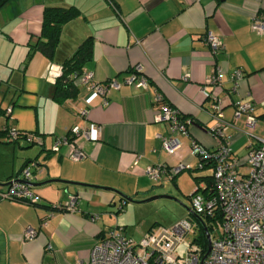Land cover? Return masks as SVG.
Segmentation results:
<instances>
[{
  "label": "crops",
  "instance_id": "obj_1",
  "mask_svg": "<svg viewBox=\"0 0 264 264\" xmlns=\"http://www.w3.org/2000/svg\"><path fill=\"white\" fill-rule=\"evenodd\" d=\"M47 5H75L80 13L62 25L53 58L40 50L29 56ZM259 11L264 12V0L8 1L0 8V82L7 83L10 97L8 105H0L11 109L8 115L0 113L5 116L0 126L36 132L43 143L31 146L24 137L9 140L0 135V144L10 152V160L0 153V180L16 178L28 164L33 181L60 177L111 186L131 196L143 194L157 184L146 174L149 164L184 161L192 169L198 162L190 152L192 139L217 148V138L207 129L216 121L211 109L216 99L222 102L224 118L233 122L227 130L232 152L245 156L264 138V32L251 28L252 15ZM208 31L224 41L214 56L205 39ZM87 37L92 54L84 68L97 81L114 77L121 85L108 91L107 102L83 84H77L75 98L56 101L52 86L61 62ZM135 64L147 78L145 87L123 82ZM236 69L242 75L235 85ZM217 72L218 79L209 82ZM156 92L182 116L192 118L187 134L155 118ZM236 100L254 103L258 122L250 134L243 131V117L234 119ZM75 124L95 126L91 138H78L86 153L80 160L69 158L65 145L50 149L54 137ZM162 136L177 139L175 154L165 150ZM32 189L36 204L0 199V264H89L93 244L113 227L112 213L126 202L111 189L62 181ZM71 194L77 195V210L55 207ZM92 213L98 214L95 220ZM28 225L39 232L25 240L22 233Z\"/></svg>",
  "mask_w": 264,
  "mask_h": 264
},
{
  "label": "built area",
  "instance_id": "obj_2",
  "mask_svg": "<svg viewBox=\"0 0 264 264\" xmlns=\"http://www.w3.org/2000/svg\"><path fill=\"white\" fill-rule=\"evenodd\" d=\"M251 28L259 34L264 32L263 11L252 15ZM205 39L213 56L224 46L222 36L211 31L206 33ZM218 74L219 72L209 77L208 81L215 82ZM241 75L240 69L232 72L235 85ZM72 77L77 84H83L92 93L101 95L104 102H107L108 91L121 85L114 77L103 82L97 81L93 72L85 68L81 72H73ZM123 82L144 87L148 83L140 64L133 66ZM154 100L159 104L155 118L168 121L173 131L187 134V125L192 122V118L182 116L160 92L155 93ZM10 109L7 107V111ZM211 109L216 121L207 129L217 138V148L211 149L195 139L190 144L191 154L198 159V168L210 167L212 170V187L207 192L195 191L189 196L191 209L211 225L210 250L203 264H264V138H261L258 145L250 146L243 157L233 153L230 147L231 135L227 132L233 122L224 118L219 99L213 101ZM81 113H86V109H82ZM240 117L245 119L247 126L243 131L250 134L258 122L252 101L234 102V119ZM94 127L75 124L66 134L54 137L50 149L58 151L65 145L69 158L83 159L86 153L78 138H91ZM18 129L11 127L9 136H19ZM23 132L29 142L43 143L42 135L26 130ZM161 138L165 150L175 154L179 148L177 139L165 136ZM185 168H190V165L184 161L170 166L166 163L149 164L146 174L152 180H158L163 173L172 177ZM33 177L30 166L26 164L16 178L32 180ZM24 180H13L8 185L0 186V198L36 204L38 198L32 186ZM55 207L77 210V195L71 194L67 201L58 203ZM97 217V213L90 215L92 220ZM199 225L191 215L183 216L170 227H162L157 232L148 230L138 241L127 234L124 226H113L104 231L93 244L89 264H199L205 253V248L198 239ZM38 232V227L28 225L22 236L29 240ZM180 244L184 246L183 253L176 249Z\"/></svg>",
  "mask_w": 264,
  "mask_h": 264
},
{
  "label": "rangeland",
  "instance_id": "obj_3",
  "mask_svg": "<svg viewBox=\"0 0 264 264\" xmlns=\"http://www.w3.org/2000/svg\"><path fill=\"white\" fill-rule=\"evenodd\" d=\"M6 88L7 83L0 82V102L4 106L8 105L10 97V92H6ZM4 119L5 116L0 115V125H2ZM9 123L10 125L12 124L10 121ZM21 141L23 142L26 140ZM50 144L51 148L52 141ZM31 146H36V144L33 142ZM17 148L19 147L17 146ZM4 152L6 153L5 147L0 144V153ZM6 154V157L10 160V152ZM197 167L198 164L196 165L195 163L192 169L185 168L172 177L170 174L163 173L161 178L155 180L157 184L151 186L147 192L136 194L133 197L135 199H141L151 194H168L173 197L161 196L142 202L126 200L118 212L115 211L112 213L111 220L113 226H115L116 223L120 225L125 224L127 226V231L138 241L148 230L157 232L162 227H170L183 216L189 217L191 214L186 209V206H190L189 196L195 191L203 193L202 188L199 186L207 185L209 179L203 178L202 175L204 176L212 172L210 167L198 169ZM196 176L199 177L196 178ZM118 205L119 204H116L114 210H117L116 207ZM176 249L181 253L184 252V246L182 244L178 245Z\"/></svg>",
  "mask_w": 264,
  "mask_h": 264
},
{
  "label": "trees",
  "instance_id": "obj_4",
  "mask_svg": "<svg viewBox=\"0 0 264 264\" xmlns=\"http://www.w3.org/2000/svg\"><path fill=\"white\" fill-rule=\"evenodd\" d=\"M10 0H0V8ZM80 13L79 8L75 5L59 6V5H47L43 9L41 31L39 37L29 45V56L35 50H40L49 58H53L57 50L60 32L62 25L76 17ZM92 44L91 38L87 37L79 43L75 51L68 57L64 58L61 62V73L56 78L52 86V97L56 101H63L66 98H75L79 92V86L75 79L72 77L73 72H81L84 69L85 62L91 57ZM0 113L9 114L7 108H3L0 105ZM10 126L4 125L0 127V135H6L9 140H18L21 137H26L23 130H19V136L11 138L9 136ZM69 130V129H68ZM33 132V131H32ZM68 132V131H67ZM21 171V170H20ZM210 174V175H209ZM202 175L203 178H208L209 183L202 188L203 192H207L213 185L212 173ZM199 176H196L198 178ZM209 229L211 225L207 219H205ZM198 239H200L202 245L207 248V239L205 232L201 225L198 226Z\"/></svg>",
  "mask_w": 264,
  "mask_h": 264
},
{
  "label": "water",
  "instance_id": "obj_5",
  "mask_svg": "<svg viewBox=\"0 0 264 264\" xmlns=\"http://www.w3.org/2000/svg\"><path fill=\"white\" fill-rule=\"evenodd\" d=\"M13 180H24V179L14 178V179L6 180V181H1L0 180V186L8 185ZM24 181H26L31 186H39V185H42V184H45V183H48V182H52V181H62V182L76 183V184H80V185H84V186H90V187L111 189V190H114L117 193H119L123 197L124 200L137 201V202L147 201V200H150V199H153V198H156V197H161V196L173 197V196H170L168 194H151V195H148V196H146L144 198H141V199H135L133 196L128 195L126 193H123L122 191H120V190H118V189H116L114 187H111V186L94 184V183H88V182H81V181H74V180H67V179H63V178H60V177H51V178H47V179L41 180V181H33V180H24ZM186 209L190 212L191 217L195 218L199 222V224L202 226V228H203V230L205 232V235H206L207 248H206V251L202 255V257L200 259V262H199V264H203V261H204L205 257L209 253L210 245H211L209 227L207 226V224H206L205 220L202 218V216L200 214L194 212L191 209L190 206H186Z\"/></svg>",
  "mask_w": 264,
  "mask_h": 264
}]
</instances>
